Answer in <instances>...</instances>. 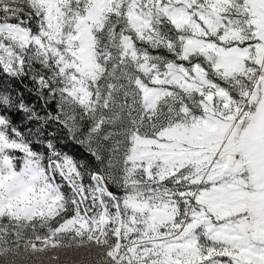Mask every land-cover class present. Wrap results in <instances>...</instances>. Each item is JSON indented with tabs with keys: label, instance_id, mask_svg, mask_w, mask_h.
<instances>
[{
	"label": "snow or ice",
	"instance_id": "1",
	"mask_svg": "<svg viewBox=\"0 0 264 264\" xmlns=\"http://www.w3.org/2000/svg\"><path fill=\"white\" fill-rule=\"evenodd\" d=\"M0 264H264V0H0Z\"/></svg>",
	"mask_w": 264,
	"mask_h": 264
},
{
	"label": "trees",
	"instance_id": "2",
	"mask_svg": "<svg viewBox=\"0 0 264 264\" xmlns=\"http://www.w3.org/2000/svg\"><path fill=\"white\" fill-rule=\"evenodd\" d=\"M18 115L19 114H17L16 116H18ZM16 116H14V119L17 120V122H19V120L16 118ZM69 145H70L71 148L68 147ZM72 149H74V150H72ZM64 150L67 151L69 154L73 155L74 157H79L80 156L78 150H81V149L79 148V146L74 145L71 142H69L67 144V146L64 148Z\"/></svg>",
	"mask_w": 264,
	"mask_h": 264
},
{
	"label": "rangeland",
	"instance_id": "3",
	"mask_svg": "<svg viewBox=\"0 0 264 264\" xmlns=\"http://www.w3.org/2000/svg\"><path fill=\"white\" fill-rule=\"evenodd\" d=\"M16 118L19 120V122L22 120V116L21 115L16 116ZM68 147L71 148L70 145ZM72 150H74V149H72ZM81 151L82 150H78L79 154L81 153Z\"/></svg>",
	"mask_w": 264,
	"mask_h": 264
}]
</instances>
